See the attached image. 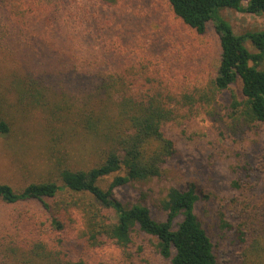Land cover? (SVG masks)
Wrapping results in <instances>:
<instances>
[{"label":"rangeland","instance_id":"374dc122","mask_svg":"<svg viewBox=\"0 0 264 264\" xmlns=\"http://www.w3.org/2000/svg\"><path fill=\"white\" fill-rule=\"evenodd\" d=\"M220 14L237 35L264 32V14L232 9ZM248 47L255 52L251 43ZM220 53L214 27L209 24L204 35L197 34L174 15L168 0H119L114 6L101 0H0V92L6 96L3 113L12 121L11 134L0 137V183L20 189L48 176L56 131L68 130L66 116L82 108L98 78L114 75L146 84L150 79L176 95L199 97L209 92ZM27 81L44 88L47 107L20 102V85ZM232 92L239 96L238 84ZM230 104V92H223L192 112L183 108V117L169 128L177 154L160 179L143 186L151 190L145 204L159 220L164 215L152 200L164 196L171 186H195L200 197L196 213L220 264H240L243 244L236 234V204L243 207L245 199L264 192V174L256 170L264 154V129L235 135ZM60 140L58 147L71 146L86 158L90 149L84 147L89 143L83 142L82 131H67ZM246 164L258 186L240 192L232 182L246 177ZM140 189L128 185L116 196L134 202ZM82 218L83 213L75 210L65 219V231L57 232L38 204L7 206L0 201V264H48L40 256L81 255ZM221 219L233 227L221 229ZM144 241L138 239L130 253L110 246L92 249L86 256L90 264H169Z\"/></svg>","mask_w":264,"mask_h":264},{"label":"trees","instance_id":"16d2710c","mask_svg":"<svg viewBox=\"0 0 264 264\" xmlns=\"http://www.w3.org/2000/svg\"><path fill=\"white\" fill-rule=\"evenodd\" d=\"M168 1L174 15L197 34L204 35L209 24L214 27L221 53L209 92L199 97L191 93L176 95L150 79L146 84L114 75L98 78L94 89L84 97L82 108L66 116L70 121L67 131L79 129L86 138L83 142L89 143L84 146L90 149L86 158L81 151L78 156L71 146L58 147L61 136L67 137V131L62 130L61 134L56 131L52 171L46 178L20 189L0 183L3 204H38L48 215L52 230L57 232L65 231V219L75 210L83 213L84 228L79 236L83 253L40 256L48 264H90L88 251L110 246L123 254L130 253L142 238L169 264H220L212 239L196 213L200 197L195 186L190 184L185 189L171 186L164 196L152 200L164 215L163 220L154 217L145 204L151 198V190L143 186L160 179L177 154V143L169 136V128L183 117V108L189 107L192 112L196 106L230 92L234 134L239 132L242 137L264 129V32L237 35L220 14L224 9H232L260 16L264 14V0ZM101 2L114 6L119 0ZM237 84L239 96L232 92ZM5 98L0 92V137H8L12 131V121L3 113ZM47 98L37 81L20 85V102L43 108L48 106ZM243 170L246 177L232 182V187L240 192L258 186L257 180L251 178L249 164ZM256 170L264 174V154ZM110 177L113 179L107 184ZM128 185L142 188L139 200L125 203L116 196L118 189ZM236 207L239 209L236 234L243 244L238 253L239 262L264 264V192L257 194L256 199H245L243 207L240 203ZM232 227L221 219V229Z\"/></svg>","mask_w":264,"mask_h":264}]
</instances>
